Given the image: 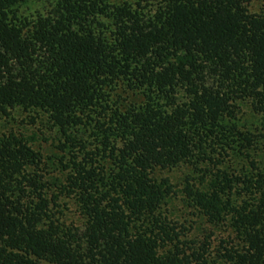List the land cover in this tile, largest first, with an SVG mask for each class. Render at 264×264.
<instances>
[{
	"label": "trees",
	"instance_id": "16d2710c",
	"mask_svg": "<svg viewBox=\"0 0 264 264\" xmlns=\"http://www.w3.org/2000/svg\"><path fill=\"white\" fill-rule=\"evenodd\" d=\"M0 264H264V0H0Z\"/></svg>",
	"mask_w": 264,
	"mask_h": 264
},
{
	"label": "rangeland",
	"instance_id": "374dc122",
	"mask_svg": "<svg viewBox=\"0 0 264 264\" xmlns=\"http://www.w3.org/2000/svg\"><path fill=\"white\" fill-rule=\"evenodd\" d=\"M261 4L258 2H254V4L251 7V11L258 12L260 10ZM38 6L37 5H29L27 7H24L20 10V15L23 18H30V16L34 15L37 11ZM241 116L243 122H249V124H255L258 123L259 119L251 113L250 108L243 106L241 111ZM21 117V116H20ZM18 118L19 121H21V118ZM23 120V119H22ZM44 124V122H43ZM43 125L41 122L38 123V126L36 128L34 127H28L27 132L29 135L35 133L38 138V142L34 145V150L38 154H40L41 157V165H40V174H44L46 179H50V177H58L59 172V165L58 161L62 159V157H65L59 150V147L57 143L52 142L49 140V142L45 143V140L41 137ZM192 172L190 170H176L172 173L168 174L171 184L174 187V192H176V198L173 200L172 205H170L169 209L171 212L172 218H175L179 220L181 223H183L185 220H194L196 221L197 218L191 217V211L189 209H186L184 207V203L181 201V192L184 189L185 181L188 176H190ZM166 176V175H165ZM69 221H75L79 222L77 216L74 215H68Z\"/></svg>",
	"mask_w": 264,
	"mask_h": 264
}]
</instances>
